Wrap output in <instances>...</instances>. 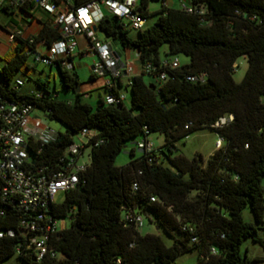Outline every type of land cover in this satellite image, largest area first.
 <instances>
[{"label": "trees", "instance_id": "obj_1", "mask_svg": "<svg viewBox=\"0 0 264 264\" xmlns=\"http://www.w3.org/2000/svg\"><path fill=\"white\" fill-rule=\"evenodd\" d=\"M92 1L76 0V7ZM147 2L142 0L139 11L148 20ZM190 7L194 12L158 13L141 31L114 15L98 23L107 38L139 51L142 73L130 80V106L105 98L86 102L77 91L78 74L62 65L57 68L62 86L74 98L53 92L49 78L35 80L39 91H23L17 75L30 78L29 52L39 42L51 46L61 33L47 25L37 37L17 39L14 56L0 69V97L41 110L66 127L55 141L29 147L30 170H42L40 176L48 178L85 129L96 136L87 170L63 203L28 211L19 199L5 195L0 178V264L15 256L23 264H173L191 251L199 254L197 264H246L245 240L264 248L259 226L244 218L250 207L256 222L264 224V0H192ZM134 30L137 37L130 34ZM180 55L190 62L173 68ZM241 57L249 68L236 82ZM147 76L155 82L148 83ZM120 80L115 93H121ZM230 116V123L215 127ZM199 130L216 132L222 148L207 160L200 154L193 159L175 155L177 143ZM154 133L163 135L164 144L137 157L138 140ZM97 141L101 144L95 146ZM130 142L137 144L131 160L118 167L117 157ZM40 213L46 214L43 224L70 220L50 235V253L42 260L32 244L39 232L25 227ZM147 219L175 237L174 245L168 247L158 234L143 235Z\"/></svg>", "mask_w": 264, "mask_h": 264}, {"label": "built area", "instance_id": "obj_2", "mask_svg": "<svg viewBox=\"0 0 264 264\" xmlns=\"http://www.w3.org/2000/svg\"><path fill=\"white\" fill-rule=\"evenodd\" d=\"M8 1V0H4ZM30 2L43 9L51 15H56L55 26L60 30L61 38L51 46L43 43L46 53L36 50L30 54L32 63H44L53 68L60 65L74 68L71 59L78 53V38L87 36L91 51L98 57L93 73L96 76H104L111 73L112 78L107 83V94L105 99L108 103H121L125 101L122 93H115L119 80L122 78L123 69L132 73L133 64L124 63L117 55L112 45L100 40L94 28L105 17L100 9V4H105L112 15L126 18L132 29L141 31L147 24V19L139 11L138 0H93L92 2L73 7L65 11L59 10V0H20ZM188 12L194 10L186 7ZM23 38L21 31L10 34L9 40L16 42ZM34 43V40H31ZM180 65L179 58L172 63L173 68ZM166 74L162 79H166ZM196 77H189L194 81ZM46 118H48L46 116ZM233 116L224 117L216 123L215 127L220 128L230 123ZM58 133L50 129L44 119L36 114V109L30 105L8 102L0 97V178L4 182V193L6 196L19 199L20 205L28 210L36 212L40 208H47L54 202L60 192H69L76 188L80 181V175L87 170L89 163L90 143L94 140L96 132L85 129L79 136L80 141L72 144L60 158L62 164L57 172L48 178L40 176L42 170L32 172L28 167L31 160L29 147L40 143L49 144L57 138ZM101 144L97 141L95 146ZM222 138L216 143L217 150L222 148ZM141 151L151 152L154 144L150 140H143L138 145ZM39 153V151H38ZM46 214L40 213L37 221H33L26 229L39 234L32 239V244L38 254V260H42L50 253L48 249L49 237L52 233L63 229L66 226L65 220L61 222L50 221L45 223ZM140 227L144 226L142 217L136 218ZM14 236L13 231H9ZM42 236V238H38ZM3 237V234H0ZM54 255V253H52Z\"/></svg>", "mask_w": 264, "mask_h": 264}, {"label": "crops", "instance_id": "obj_3", "mask_svg": "<svg viewBox=\"0 0 264 264\" xmlns=\"http://www.w3.org/2000/svg\"><path fill=\"white\" fill-rule=\"evenodd\" d=\"M192 0H148L146 11L148 13V20L146 25H152L158 17V13H162L165 10H184L186 7L191 6ZM142 3V0H138V5ZM10 6L9 11L5 10L4 7ZM25 7V9H23ZM76 7V0H59V10L65 11L70 8ZM100 9L105 17H113L111 11L105 4H100ZM56 15H51L44 11L43 9L37 7L30 2H22L20 0H0V69L5 65L8 58H12L15 54V49L18 46V42H11L9 40L10 34L16 31H21L23 33L24 39H29L32 37L39 36L45 26L55 25ZM95 31V29H94ZM96 32L97 37L112 45V48L116 52V55L124 62H130L133 64V72L130 73L123 69V75L121 78L120 92L125 96V104H127L128 93L130 92L129 85L130 80L138 75H141L142 68L140 64L139 51L130 48H123L118 42L111 38L101 39L98 33L101 32L99 29ZM136 36H138V32ZM102 33V32H101ZM104 34V33H103ZM105 35V34H104ZM106 37V36H105ZM39 52L46 53L47 48L43 42H39L36 46ZM92 57L90 61V76L89 80L86 82H81L80 93L83 99L91 103L94 99V94L98 95L100 98H105L107 94V83L112 78L111 73H106L104 76H94L93 68L95 63L98 61V57L92 53L90 41L87 36H81L78 38V53L73 57L72 62L74 65V71L77 72L76 63L84 64V59L87 57ZM31 70L36 71L37 64L29 62ZM52 69V68H51ZM79 76V74H78ZM41 78V77H39ZM80 78V77H79ZM81 81V79H80ZM34 91L33 87L29 89ZM93 104V103H91Z\"/></svg>", "mask_w": 264, "mask_h": 264}, {"label": "rangeland", "instance_id": "obj_4", "mask_svg": "<svg viewBox=\"0 0 264 264\" xmlns=\"http://www.w3.org/2000/svg\"><path fill=\"white\" fill-rule=\"evenodd\" d=\"M130 34L131 36H136V32L134 31H132ZM98 36L103 40L107 39V37H105V35L101 32L98 33ZM161 52H162V57L164 58L165 52H167V46L162 47ZM178 58L182 65L188 64L190 62L189 58H187L184 55H180ZM91 59L92 57L90 56L83 60L84 63L87 64V66H85L84 64L80 65V63L75 64L77 67V72L79 74L81 82H86L89 80V76H90L89 66H90ZM36 67H37L36 71L31 72L30 78H29V75L24 74V73H19L17 75V77L20 78L25 83L24 86L21 87L23 91H28L32 87L39 91L40 87L35 83V80L38 79L39 77H41L42 79L49 78L51 80L50 88L53 92H55V90L58 91L63 96V98H74L75 94L73 92H68L63 88L58 69L56 68L51 69L50 66L44 63L37 64ZM248 68H249L248 59L246 57L239 58L237 62L236 72L234 74V79L236 80V82H241L244 79L246 72L248 71ZM145 79L148 83L155 82L154 78L150 76H147ZM129 96L130 98H128L127 100V106L131 105V98H132L131 91L128 93V97ZM99 100L100 99L98 95L94 94V99H92L89 102L93 104H97ZM36 114L42 117L44 121L49 125L50 129L53 130L55 133H65L66 132V127L64 125H62L61 123L57 121H52L46 118L47 115L43 113V111L36 110ZM149 140L152 144H154L155 148H160L164 144V137L163 135L159 133H154L150 135ZM218 140H219V136L216 132L211 131V130H199L191 134L190 137H188L187 139L181 140L177 143L178 150L176 151L175 155L184 154L187 158L193 159L198 154H200L205 158V160H207L217 150L216 143ZM76 141L79 142L80 138L77 137ZM138 141L142 142L143 139H139ZM136 146L137 144L133 142H130L127 145L126 149H124V151L117 157L118 167L126 166L130 162L131 160L130 152L133 149H136ZM141 154H142V151L139 149H136V156L140 157ZM65 200H66V193L60 192L55 197L54 202L63 203ZM244 218L247 222H251L259 226L260 236L262 239H264V224L263 223L258 224L256 222L255 216L250 207H247L244 210ZM65 223L66 224L70 223V220L66 219ZM141 233L143 235H147V234L160 235L164 243L168 247L173 246L175 239H176L175 237L169 236L163 230L158 231L156 228V225L149 222L148 219L146 221L145 227L141 229ZM38 238H42V236H38ZM241 251H242V254L248 258V261L246 264H264V260H260L264 258V248L259 243H255L252 239H247L244 241ZM198 261H199L198 252L191 251V252H188L180 256L177 260L173 262V264H197ZM11 263L23 264L20 260H18L16 256L9 259L4 264H11Z\"/></svg>", "mask_w": 264, "mask_h": 264}, {"label": "water", "instance_id": "obj_5", "mask_svg": "<svg viewBox=\"0 0 264 264\" xmlns=\"http://www.w3.org/2000/svg\"><path fill=\"white\" fill-rule=\"evenodd\" d=\"M94 29H95V31H97L98 27L96 26ZM77 91L80 92V88H78Z\"/></svg>", "mask_w": 264, "mask_h": 264}, {"label": "clouds", "instance_id": "obj_6", "mask_svg": "<svg viewBox=\"0 0 264 264\" xmlns=\"http://www.w3.org/2000/svg\"><path fill=\"white\" fill-rule=\"evenodd\" d=\"M237 66V65H236Z\"/></svg>", "mask_w": 264, "mask_h": 264}]
</instances>
